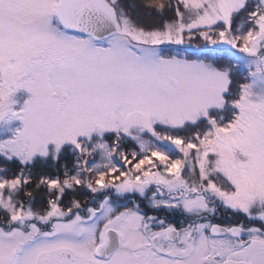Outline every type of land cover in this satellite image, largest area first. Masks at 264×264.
I'll return each mask as SVG.
<instances>
[{
	"label": "snow or ice",
	"instance_id": "snow-or-ice-1",
	"mask_svg": "<svg viewBox=\"0 0 264 264\" xmlns=\"http://www.w3.org/2000/svg\"><path fill=\"white\" fill-rule=\"evenodd\" d=\"M0 264H264V0H0Z\"/></svg>",
	"mask_w": 264,
	"mask_h": 264
},
{
	"label": "flooded vegetation",
	"instance_id": "flooded-vegetation-1",
	"mask_svg": "<svg viewBox=\"0 0 264 264\" xmlns=\"http://www.w3.org/2000/svg\"><path fill=\"white\" fill-rule=\"evenodd\" d=\"M175 219L179 220V219H181V217L177 216V217H175ZM213 222H215V223H224V222H227V221L226 220L217 219V220H214Z\"/></svg>",
	"mask_w": 264,
	"mask_h": 264
}]
</instances>
